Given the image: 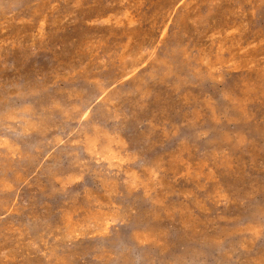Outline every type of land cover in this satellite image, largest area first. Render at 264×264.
Wrapping results in <instances>:
<instances>
[{"label": "rangeland", "instance_id": "obj_1", "mask_svg": "<svg viewBox=\"0 0 264 264\" xmlns=\"http://www.w3.org/2000/svg\"><path fill=\"white\" fill-rule=\"evenodd\" d=\"M0 264H264V0H0Z\"/></svg>", "mask_w": 264, "mask_h": 264}, {"label": "bare ground", "instance_id": "obj_2", "mask_svg": "<svg viewBox=\"0 0 264 264\" xmlns=\"http://www.w3.org/2000/svg\"><path fill=\"white\" fill-rule=\"evenodd\" d=\"M117 161V160H116ZM121 162V161H120Z\"/></svg>", "mask_w": 264, "mask_h": 264}]
</instances>
